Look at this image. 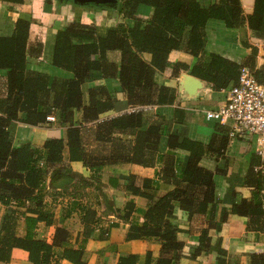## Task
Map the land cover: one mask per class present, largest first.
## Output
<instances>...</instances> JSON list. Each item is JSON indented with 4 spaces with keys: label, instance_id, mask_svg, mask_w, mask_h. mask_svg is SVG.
Listing matches in <instances>:
<instances>
[{
    "label": "trees",
    "instance_id": "trees-1",
    "mask_svg": "<svg viewBox=\"0 0 264 264\" xmlns=\"http://www.w3.org/2000/svg\"><path fill=\"white\" fill-rule=\"evenodd\" d=\"M1 2L24 4V0ZM140 7L152 10L150 19L135 18ZM113 13L111 18L130 17L134 22L132 25L120 21L109 24L105 20L97 26L69 19L66 24L55 26L50 64L69 73V78H51L42 71L28 69L30 61L40 58L43 50L40 44L29 46L30 21L16 19L12 33L0 36V73L6 78L5 94L0 96V203L14 209L11 215L5 216L0 230L2 264L10 262L13 249L25 252L30 264H59L62 260L86 264L83 249L71 245L69 232L55 224L53 212L44 204L43 189L48 176L52 186L56 183L67 185L74 178L69 168L60 166L65 149L72 155L78 153V160L95 171L123 163L150 167L163 136H167L169 150L188 153L186 166L178 174L174 172L172 160L166 161L158 173L162 181L174 186L168 193L157 197V182L150 179H144L141 188L132 185V177L125 185L129 194L147 201L145 210L135 209L133 201L126 204L123 219L136 211L142 214L143 221L140 225L129 226L125 240L156 239L165 256L159 257L155 264H176L181 255L183 243L178 239L181 230L175 222L176 210L185 213L187 219L196 213L207 214L211 219L216 212L219 201L214 175L202 168L200 161L207 154L216 158L221 155L227 146L229 128L217 125L211 141L204 145L181 137L176 131L169 132L171 123L182 125L185 121V114L179 109L174 110L170 122L164 117L150 122L141 111L99 122L113 111L115 102L104 81L116 80L130 107L173 105L175 85L169 82L158 85L156 81V75L167 70H171L173 77L180 71L187 72L209 84L213 92L229 90L236 84L239 70L244 66L205 50L206 23L209 19L220 20L231 30L247 26L257 38H264V0H255V18L249 20L241 17L239 0H220L219 4L207 8L198 0H120ZM185 37L186 50L196 61L191 66L170 63L169 54L182 48ZM113 52L120 54L118 63L108 58V53ZM253 74L259 82H264L258 71ZM84 84H89L87 99L82 92ZM76 113H81L80 122L75 119ZM50 117L67 127L65 138L45 141L41 148L30 142L16 144L14 135L8 130L14 122L30 127L45 126ZM93 122H98L96 139L99 141H109L116 132L133 136L130 154H120L123 148L119 147L115 149L117 153L109 157H89L82 147L80 126ZM247 184L261 189V176L251 170ZM18 210L24 218L22 237L15 233ZM82 210L85 211L83 234L87 237L93 226L89 219L96 213L89 208ZM231 213L262 214L259 203L251 206L245 199L233 204ZM226 215L225 210H221V220ZM39 223L54 227L50 243L37 233ZM223 257L224 251L219 250L216 264H224ZM152 262L151 254L147 253L144 264ZM253 262L264 264V256L254 257ZM115 264H139V257L119 256Z\"/></svg>",
    "mask_w": 264,
    "mask_h": 264
},
{
    "label": "crops",
    "instance_id": "crops-1",
    "mask_svg": "<svg viewBox=\"0 0 264 264\" xmlns=\"http://www.w3.org/2000/svg\"><path fill=\"white\" fill-rule=\"evenodd\" d=\"M43 1L24 0L23 5H12L0 0V36H8L12 33L16 19L30 21L29 46L40 44L43 50L40 58L30 61L28 69L42 71L51 78H69V73L54 68L50 64L51 37L56 31L55 26H62L64 23H54L50 27L46 24L51 19V15L59 17L68 11L65 8L64 10L57 8L52 13L50 5H46L43 10L41 4ZM198 1L201 6L207 8L210 5L219 4L220 0ZM239 2L242 10L241 17L245 20L255 18L253 16L255 0H239ZM104 15L103 12L91 10L90 17L85 18L88 22L84 23L98 26L100 25L98 21L103 20ZM151 15L150 8L140 7L138 17L135 18L147 20ZM118 18L120 20L115 23L120 21L126 25L133 24L128 18L123 19L121 16ZM205 34L207 52L247 67L253 73L258 71L259 77L264 78V38H257L247 26L231 30L225 27L223 21L215 19L207 21ZM186 40L185 37L180 50L169 54L170 63L180 62L189 66L194 64L196 60L186 50ZM108 58L118 63L120 54L108 53ZM192 79L201 84H196ZM156 81L158 85L166 82L175 85V101L171 106H150L149 109H143L141 112L150 122L159 120L161 117L170 122L173 120L174 110H182L185 114L184 123L182 125L171 123L169 132L176 131L181 137L208 145L215 134V127L219 124L207 122L204 114L223 105L227 91L213 92L209 84L184 71H180L177 77H173L171 70H167L157 74ZM104 84L109 94L115 98V102L113 111L99 122L130 114L133 107L127 104L118 82L110 79L105 80ZM5 87V75L0 73V96H4ZM88 89L89 84L82 86L85 99H87ZM137 108L134 109L137 110ZM75 119L80 122L81 113H76ZM97 124L98 122H93L80 126L82 147L89 157L92 159L109 157L117 153L115 149L119 147L123 148L120 154H130L134 144L133 136L116 132L110 136L109 141H99L96 139ZM224 126L228 127V125ZM66 129L67 127L57 124L54 117H50L49 124L45 126L30 127L14 122L8 128L14 135L16 144L30 142L37 148H41L45 141L64 139ZM78 157V153L72 155L69 149L63 152V163L60 166L69 168L74 175L69 184L56 183L52 186L51 177L48 176L46 180L43 189L44 204L53 212L55 224L69 232L71 245L75 249H83L86 264H115L119 256L126 255H137L139 264H144L147 253L151 254L152 264H155L159 257L165 256L162 255L161 245L156 239L125 240L129 226L140 225L143 221L142 214L136 211L128 219H123L126 204L133 201L137 210H145L147 205L145 199L129 194L125 185L132 177L130 180L132 185L141 188L142 181L150 179L157 182V197L168 193L174 186L162 181L159 174L169 160L173 161L174 172L178 174L186 166L188 153L182 150H169L167 136H163L159 151L153 156L154 164L150 167L123 163L104 166L95 171L86 168ZM259 165L260 160L254 153V145L242 137H228L226 148L217 158L209 154L203 157L200 166L214 175V187L219 205L211 219L207 214L202 213H196L187 219L185 213L175 211L178 215L175 222L181 230L178 239L183 243L181 255L176 264H216L219 250L224 251V264H256L253 262L254 257L264 256V168L259 172L254 170ZM251 170L261 176L262 187L259 190L254 185L247 184ZM83 179L87 182L82 181ZM244 199L251 206L259 203L262 214L248 216L231 213L232 205L239 204ZM86 208L96 213L89 219V223H93V226L87 237L83 234L85 211L82 210ZM13 210V207L0 203V230L5 216L11 215ZM20 210L16 213L15 233L18 237H22L25 233L24 218ZM221 210L227 213L223 220H221ZM53 228L39 223L37 233L50 243ZM8 264L30 263L27 261L25 252L13 249ZM59 264L70 263L62 260Z\"/></svg>",
    "mask_w": 264,
    "mask_h": 264
},
{
    "label": "built area",
    "instance_id": "built-area-1",
    "mask_svg": "<svg viewBox=\"0 0 264 264\" xmlns=\"http://www.w3.org/2000/svg\"><path fill=\"white\" fill-rule=\"evenodd\" d=\"M130 113L150 107H138ZM207 122L228 125L229 137H242L254 145V153L260 160L256 172L264 168V82H259L247 67H241L236 84L226 92L223 105L206 111Z\"/></svg>",
    "mask_w": 264,
    "mask_h": 264
},
{
    "label": "rangeland",
    "instance_id": "rangeland-1",
    "mask_svg": "<svg viewBox=\"0 0 264 264\" xmlns=\"http://www.w3.org/2000/svg\"><path fill=\"white\" fill-rule=\"evenodd\" d=\"M120 2V0H118V3ZM42 4V8L44 10L46 5H50V7H52V13L55 12V10L58 8L60 10H64V8L68 11L67 13L63 14L62 16H53L51 15V19L49 21H47V27L52 26L54 23H59V24H66L67 21L69 19L72 20H76L82 24H85L84 22L87 21V19L85 18H89L91 15V10L92 11H100L103 12L104 15V19L101 21H98L99 24L101 25V23L105 20L109 21V24L114 23L117 20H120V18H111L112 14H114L113 12H115L118 8V5L116 8H105V7H101L98 5H93V4H87L85 6H78L75 5L71 0H44ZM67 15V16H66ZM126 18V17H125ZM114 19V20H113ZM128 19H130L132 22H134L132 18L128 17ZM61 20V21H59ZM64 21V22H62ZM88 22V21H87ZM98 25V26H100Z\"/></svg>",
    "mask_w": 264,
    "mask_h": 264
},
{
    "label": "water",
    "instance_id": "water-1",
    "mask_svg": "<svg viewBox=\"0 0 264 264\" xmlns=\"http://www.w3.org/2000/svg\"><path fill=\"white\" fill-rule=\"evenodd\" d=\"M75 5L78 6H85L87 4H93L98 5L105 8H116L118 5V0H71ZM193 82L198 83L200 85L201 83L197 80H193Z\"/></svg>",
    "mask_w": 264,
    "mask_h": 264
}]
</instances>
